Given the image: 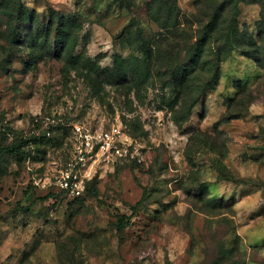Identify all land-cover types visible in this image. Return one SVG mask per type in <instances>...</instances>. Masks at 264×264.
<instances>
[{"label":"rangeland","instance_id":"1","mask_svg":"<svg viewBox=\"0 0 264 264\" xmlns=\"http://www.w3.org/2000/svg\"><path fill=\"white\" fill-rule=\"evenodd\" d=\"M20 1L0 8V264H264V0L237 1L227 51L225 0H173L165 28L148 0ZM73 122L122 124L140 161L42 187Z\"/></svg>","mask_w":264,"mask_h":264},{"label":"built area","instance_id":"2","mask_svg":"<svg viewBox=\"0 0 264 264\" xmlns=\"http://www.w3.org/2000/svg\"><path fill=\"white\" fill-rule=\"evenodd\" d=\"M34 123H45L44 134L51 135L49 116L34 118ZM70 129L66 159L43 180L42 187H54L73 197L81 195L90 177L91 168L98 163L140 161L138 145L122 124L107 126L80 122L68 124Z\"/></svg>","mask_w":264,"mask_h":264},{"label":"trees","instance_id":"3","mask_svg":"<svg viewBox=\"0 0 264 264\" xmlns=\"http://www.w3.org/2000/svg\"><path fill=\"white\" fill-rule=\"evenodd\" d=\"M120 1V0H119ZM124 0H121V3ZM226 3L231 6V14L229 16V21L223 29L225 30L224 37H222V44L218 47L219 50L221 49H229L231 47V41L234 39L236 31V16L238 12L237 7V1L238 0H225ZM147 11L149 12L151 19L157 23L162 28H165V26L169 25V27H172L174 24V21L177 20V13L178 9L173 0H148L146 2ZM0 8H4L2 12L8 13L9 15L12 14L16 18H21L26 13V9L24 5L21 3L20 0H0ZM222 10V7H221ZM177 12V13H176ZM220 11H215L210 20L209 25L211 29L214 27H217L218 18L221 15ZM16 27H14L13 33L16 34ZM208 33V32H207ZM238 39V38H236ZM203 39H199V41H196L197 43V49L201 50V44L200 42ZM218 60L219 56H218ZM219 66L218 64L215 65L214 71H212V75L205 79L202 92L208 88V86L212 83V81L217 77ZM107 70V69H106ZM194 103V102H193ZM193 104H191L192 106ZM42 136H45L44 133ZM141 200L137 201L136 204L140 203ZM128 223V220L124 222L121 218L117 222V230L121 231L124 226Z\"/></svg>","mask_w":264,"mask_h":264}]
</instances>
